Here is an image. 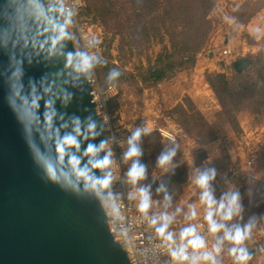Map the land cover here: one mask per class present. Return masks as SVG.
I'll return each mask as SVG.
<instances>
[{"label":"rangeland","instance_id":"1","mask_svg":"<svg viewBox=\"0 0 264 264\" xmlns=\"http://www.w3.org/2000/svg\"><path fill=\"white\" fill-rule=\"evenodd\" d=\"M70 20L65 28L75 52L93 58L85 74H96L101 84H117L119 94L108 106L118 123L158 117L186 130L175 144L157 134L140 138L146 175L133 185L126 174L129 184L147 189L153 210L183 215L194 205L197 215H205L201 189L193 181L198 171L214 168L215 198L229 191L240 194L241 212L225 223L243 227L254 221L244 244L252 256L248 264H264V106H257L254 97L235 106L230 98V92L257 81L264 66V0H84L77 20ZM226 47L231 54L223 55ZM188 52L194 63L176 65ZM242 58L251 62L236 69ZM156 68L167 76L155 80ZM114 70L120 75L109 79ZM173 148L171 164L160 168L158 157ZM131 163L125 164L127 173ZM173 169L181 171L175 180L183 170L188 179L168 187ZM232 246L224 241L220 264H233Z\"/></svg>","mask_w":264,"mask_h":264},{"label":"water","instance_id":"2","mask_svg":"<svg viewBox=\"0 0 264 264\" xmlns=\"http://www.w3.org/2000/svg\"><path fill=\"white\" fill-rule=\"evenodd\" d=\"M47 24L64 25L43 1L0 0V264H131L109 230L98 194L64 190L47 180L34 160L29 141L44 150L36 127L43 131L49 101L56 112L53 131L61 136L72 134L74 119L81 121L82 132L95 123V138L81 137L79 152L71 153L82 164L89 144L105 142L91 86L67 62L75 50L66 28L55 49L50 42L39 46L52 33L36 40ZM65 94L71 97L67 104ZM34 96L39 124L29 133L13 105ZM104 157L100 151L97 158Z\"/></svg>","mask_w":264,"mask_h":264},{"label":"clouds","instance_id":"3","mask_svg":"<svg viewBox=\"0 0 264 264\" xmlns=\"http://www.w3.org/2000/svg\"><path fill=\"white\" fill-rule=\"evenodd\" d=\"M43 11V9H41ZM69 19L65 21V25L71 23ZM65 25L56 26L54 24H47L43 30H38L36 40L40 37L52 33L49 39L44 40L39 46L44 47L45 44L51 43L52 48L60 44L66 37L64 31ZM255 32L259 33L260 28H256ZM92 59L89 56L81 52H69L67 54V62L71 65L76 72L86 73L92 67ZM120 75L119 71H113L109 79H113ZM19 95V93H17ZM71 99L70 95L65 94L63 97V103L67 104ZM39 98L33 97L31 101L24 98L21 103L14 104V110L17 111L19 118L25 125L26 131L31 133L33 126L39 124V118L36 112L39 108ZM47 112L44 117L43 131L39 127H36L37 134L40 136L41 141L45 144L44 150H41L33 140L29 141L30 148L33 151L34 160L41 168L44 176L50 182L56 183L66 191H70L73 194H85L96 193L98 194L100 189L107 188L112 180L110 173L96 176L94 170H101L109 168L113 161L111 159L112 152L109 150L103 159H98V154L107 147V142H101L99 147L89 144L83 153L87 158V163L82 164V160L77 155L71 154L73 151L79 152L80 142L79 139L87 140L89 138H95L96 125L94 122L87 124L86 129L81 131L82 124L79 119L72 121L73 130L72 134H65L61 136L59 131H53V120L56 116V112L53 109V104L49 101L46 105ZM146 129L137 128L132 132L128 138L127 151L124 153V160H131V167L128 170L127 176L129 181L135 185L138 181L145 178L146 166L141 163L140 157L142 156V150L139 146V140ZM49 144L52 147L49 149ZM176 155V149H170L163 152L157 160V164L160 168L166 169V166L170 165L173 157ZM216 177V170L214 168L207 169L205 171H198L194 178V183L201 189L200 203L205 206L204 219L208 224V230L212 234L223 232L222 237H218L216 243L212 245L211 250L207 249L205 239L197 234V228L195 225L188 226L180 232V244L173 247L175 244L173 233L168 231L169 225L173 220V216L164 213L159 217H153L150 221L152 225H157V235L162 241L167 242L169 247L170 256L173 264H199L200 261L206 262V264H220L217 256L220 254L224 241L230 242L233 246L229 249V254L233 257V264H248V261L252 259V256L247 247L244 246L252 234L254 227V221H250L248 224L240 227L238 225L228 227L225 222L231 221L235 215L241 212L242 205L240 202V194L237 191H229L225 193L220 200L215 198L214 192L211 188V182ZM162 190V189H161ZM139 211L143 214H147L150 207V196L145 188L139 189ZM166 200H170V197L166 196ZM115 211V205L111 206ZM180 210L177 209V212ZM219 216L218 221L216 217ZM196 209L194 205L190 206L189 214L186 219H195ZM191 248L193 252H199V255L188 254V249ZM203 250V251H201ZM264 250V249H262Z\"/></svg>","mask_w":264,"mask_h":264},{"label":"built area","instance_id":"4","mask_svg":"<svg viewBox=\"0 0 264 264\" xmlns=\"http://www.w3.org/2000/svg\"><path fill=\"white\" fill-rule=\"evenodd\" d=\"M57 1L60 2L66 18H69L70 13V18L77 20L79 12L84 7V0ZM222 53L223 55H229L232 53V49L226 47ZM87 80L91 86L96 114L104 130L109 133L105 137V142H107V147L104 150L105 155L109 150L112 152L111 159L113 163L102 172V175L111 174V183L107 188L100 189L98 193V197L107 215L109 230L114 239L126 251L131 264H173L167 242L162 241L156 232V228L159 227V223L161 222L158 221L157 225L150 223L153 217H159L164 213L153 210L150 207L146 215L139 211V188L132 186L128 182L127 171L125 169L127 161L124 160V153L128 148V138L137 128L147 130L141 136L150 132H157L163 139L173 143L181 140L186 133L176 122L169 119L161 122L158 117L140 123H118V120H115L116 117L108 106L109 102L119 94L117 85L113 82L101 84L96 74L87 76ZM112 205H115V211H113ZM167 214L173 216V220L168 228V231L172 232L174 236L175 244L173 247L181 243L179 237L182 229L191 225H195L197 234L205 239L207 244L206 250H211L217 238L222 237L220 232L216 234L209 232L208 224L204 219L205 215L196 214L195 219H186L189 212L183 215ZM223 249L224 243L217 259H219ZM188 254L191 257L200 253H194L189 248ZM184 264H188V262H184ZM199 264H206V262L200 261Z\"/></svg>","mask_w":264,"mask_h":264},{"label":"trees","instance_id":"5","mask_svg":"<svg viewBox=\"0 0 264 264\" xmlns=\"http://www.w3.org/2000/svg\"><path fill=\"white\" fill-rule=\"evenodd\" d=\"M41 1H43L44 3L49 5L50 13L54 18L63 22V19L65 18V13H64V10H63L59 1H57V0H41ZM134 2L137 3V2H139V0H134ZM207 7H209V6H207ZM135 35H137V34L135 33ZM189 53L190 52L182 54L181 60H178L176 62V65L183 66L185 63H189L191 61H192V63H194L195 59L193 58L191 53L190 54ZM249 62H251L250 59L242 58V59L236 61L234 63V65H235L236 69H239L242 65L249 63ZM259 70L260 71H259V74L257 75V81L253 82L250 86H247V87L245 86V87L241 88L240 90H238L235 93L230 92V95H231L230 98H231L232 102L235 104V106H238V105L241 106L240 104L242 103V101H244V98H252V97H254V100H255V103L257 104V106H260V105L264 106V66L260 67ZM83 74L87 78V75L85 73H83ZM151 76L155 80H162L167 76V74L163 70V68H156L153 70ZM218 76L221 77V75H218ZM209 82L215 88V81L212 78H209ZM113 83H115V82H113ZM215 90L218 91L216 88H215ZM219 97H220V95H219ZM220 99H221L222 104H223V101H224L223 98H220ZM224 106H226L225 103H224ZM176 123L178 125H180L182 128H184L179 122L176 121ZM102 128H103V126H102ZM103 131H104V137H106V131L104 130V128H103ZM150 134L151 135L157 134L161 140H165L157 132L147 133V134L141 136L140 138H142L146 135L148 136ZM165 141H168V140H165ZM168 142H170V141H168ZM170 143L175 144L173 142H170ZM172 146H174V145H172ZM142 149H144V148H142ZM174 169L169 173L170 174L169 176H172V178H170L169 181L167 182L168 187L169 186H177L178 183L184 184V182H186L188 179L187 171L183 170V177L179 181L175 180V178H173V176L175 174L180 176L181 171H178L177 173H175L176 171ZM164 189H165V186L162 188L163 192H164Z\"/></svg>","mask_w":264,"mask_h":264}]
</instances>
